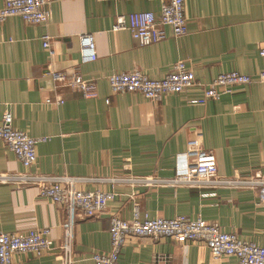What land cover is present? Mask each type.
Segmentation results:
<instances>
[{"label":"crops","instance_id":"0c3cea01","mask_svg":"<svg viewBox=\"0 0 264 264\" xmlns=\"http://www.w3.org/2000/svg\"><path fill=\"white\" fill-rule=\"evenodd\" d=\"M165 0H49L44 23L10 16L0 23V113L5 106L13 127L31 137L35 161L24 167L0 139V172H34L76 178L82 190L112 191L100 214L74 211L72 264H96L91 255L110 248V216L132 217L135 206L149 217L201 216L226 232L264 244V202L250 187L198 188L186 185H131L114 176L175 175L183 166L186 142L200 132L218 171L246 177L264 174V81L236 85L202 104L218 73L237 70L253 77L264 69V0H183L187 32L174 36L168 26L155 43L141 44L128 30H112L116 17L134 11L156 16ZM4 0H0L2 6ZM50 35L53 54L42 46ZM92 34L96 58L81 62L79 35ZM178 60L186 62L196 84L179 93L149 100L139 92L113 93L107 76L141 70L162 78ZM77 70L96 84V97L56 84L49 70ZM60 97L62 103L46 102ZM108 99V101H106ZM109 180V181H108ZM65 210L38 195L34 185L0 183V232H26L48 226L57 244ZM59 252L14 255L23 264H62ZM234 264L232 256L214 258L199 240L179 244L169 237L128 236L121 264Z\"/></svg>","mask_w":264,"mask_h":264},{"label":"built area","instance_id":"2783aa9c","mask_svg":"<svg viewBox=\"0 0 264 264\" xmlns=\"http://www.w3.org/2000/svg\"><path fill=\"white\" fill-rule=\"evenodd\" d=\"M48 4L49 0H4L0 6V23L10 16H18L29 23H44L48 18ZM161 25L168 26L174 36H181L187 32L183 0L163 1L157 16L152 11H134L118 15L112 30H128L139 43L151 44L163 37ZM78 38L80 61L94 60L96 51L92 34H80ZM41 43L52 55L49 34L44 33L41 36ZM259 54L264 56V45L260 46ZM49 74L56 84L76 90L83 97L91 98L97 95L95 82L82 77L75 69L49 70ZM254 79L264 81V69L255 77L237 70L218 73L207 84L204 95L189 99V102L202 104L207 98H218L231 92L234 86L252 82ZM107 81L113 93L139 92L145 98L154 101L165 94L179 93L197 83L194 73L183 60L174 62L169 72L162 78L152 79L141 70L134 69L109 74ZM62 101L60 97L54 100L46 99V102L54 104H60ZM0 139L24 167H29L36 158L35 145L48 138L31 137L26 132L14 128L12 113L9 106H5L0 113ZM183 160L182 168L173 176L127 175L110 177L109 180L115 184L144 186L183 184L211 189L229 185L250 187L257 190L260 200L264 202V174L255 172L240 177L219 173L214 153L201 146L200 132L188 138ZM76 181V178L27 171L0 172V183L16 186L34 185L38 189V195L60 205L66 212L57 244L50 237L51 228L48 226L30 228L26 232H0V264H23L15 261L14 255L27 253L41 255L51 251L59 252L58 257L62 264H72L74 211L83 217L96 216L105 210L107 202L115 195L112 191L77 189L74 186ZM108 233L109 250L91 255L96 264H121L119 254L128 236H149L154 239L169 237L179 244L199 240L207 246L214 258L232 256L236 259L234 264H264V244L244 240L235 232L223 231L217 223L206 221L201 216L189 217L180 214L169 218H153L146 213L141 214L135 206L130 219L110 216ZM155 264H165L164 258L157 256Z\"/></svg>","mask_w":264,"mask_h":264}]
</instances>
